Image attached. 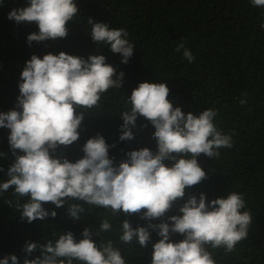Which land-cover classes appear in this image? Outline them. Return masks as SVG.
Returning a JSON list of instances; mask_svg holds the SVG:
<instances>
[{"label": "clouds", "instance_id": "1", "mask_svg": "<svg viewBox=\"0 0 264 264\" xmlns=\"http://www.w3.org/2000/svg\"><path fill=\"white\" fill-rule=\"evenodd\" d=\"M3 2L0 0V6ZM249 2L264 8V0ZM77 12L75 0H27L26 5L9 10L7 17L17 23H36L38 30L26 37L31 42L65 37L66 24ZM87 23L91 39L108 45L120 54L122 63H127L133 54L127 30L91 17ZM181 50L189 63L195 59L183 39L175 47V51ZM123 75L99 53H90L87 58L65 51L32 54L19 73L16 107L0 111V127L9 130L7 139L14 157L6 179H0V196L10 187L14 197L26 196L17 207L29 223L56 216L55 208L46 209L42 202L58 208L67 201V212L76 220L86 211L85 205L104 208L112 217L120 212L139 213L146 224L133 227L127 219L120 221L118 239L125 243L135 239L141 248L151 244L150 264H217L209 248L232 251L247 237L252 215L245 207L243 193L237 191L207 202L203 192L184 198L186 187L206 177L197 157L201 153L218 157L219 149L232 146L231 134L222 132L214 122V108L196 114L183 112L167 98L165 82L140 81L126 97L128 107L120 112L119 139L133 138L139 114L154 127L155 151L133 149L114 163L109 144L97 133L86 139L81 146L83 155L75 161L54 154L58 146L79 138L83 112L76 109L98 105L102 93L121 85ZM174 205L177 212L166 216ZM112 228L107 216L100 220V231ZM150 230L159 239L152 241ZM171 233L182 234V239L172 240ZM53 236L42 244L26 241L22 262L15 254H8L0 257V264H126L112 239L97 242L87 227L79 239L71 231ZM36 249L40 254L27 258Z\"/></svg>", "mask_w": 264, "mask_h": 264}, {"label": "trees", "instance_id": "2", "mask_svg": "<svg viewBox=\"0 0 264 264\" xmlns=\"http://www.w3.org/2000/svg\"><path fill=\"white\" fill-rule=\"evenodd\" d=\"M75 2L78 12L67 22L65 37L28 42L27 34L38 30L36 23H17L7 17L9 10L26 5L27 0H4L0 6V111L16 107L19 73L25 61L32 54L42 56L59 51L85 58L90 53L103 54L116 72L124 73L121 85L102 93L98 105L76 109L83 112L79 138L70 145L58 146L54 153L70 161L83 155L81 146L97 133L109 144V156L114 163L125 159L126 153L133 149L148 147L155 151L154 127L142 115H137L133 138L119 139L120 112L128 107L126 97L140 81L165 82L169 88L167 98L183 112L196 114L204 108H214L217 111L214 122L222 132L231 134L232 146L219 149L218 157L210 158L203 153L197 157L206 177L186 187L184 198L189 193L198 197L203 192L207 202L228 191L243 193L245 207L252 215L247 237L230 252L223 248L209 251L217 264H264V28L261 27L264 8L252 5L249 0ZM89 17L127 30L133 43V54L127 63H122L120 54L112 52L108 45L91 39ZM181 39L195 57L191 63L182 57V50L175 51ZM241 100L246 102L242 104ZM8 132L0 127V152L4 153L0 156V179H6L7 168L14 158ZM26 199L14 197L11 187L0 196V257L15 254L22 262L26 241L42 244L53 239L54 233L65 231H71L79 239L87 227L97 242L112 239L126 264H150L151 244L141 248L135 239L130 243L118 239L120 221L127 219L133 227L146 224L139 213L120 212L112 217L104 208L85 205L86 211L76 220L67 212V201L58 208L51 202H42L46 209L55 208L56 216L29 223L21 218L17 207ZM176 212L174 205L165 215ZM106 216L113 228L103 232L99 222ZM150 236L152 241L159 239L153 230ZM170 238L179 240L182 234L171 233ZM39 254L36 249L27 258Z\"/></svg>", "mask_w": 264, "mask_h": 264}]
</instances>
